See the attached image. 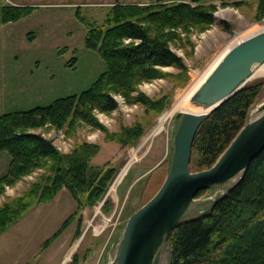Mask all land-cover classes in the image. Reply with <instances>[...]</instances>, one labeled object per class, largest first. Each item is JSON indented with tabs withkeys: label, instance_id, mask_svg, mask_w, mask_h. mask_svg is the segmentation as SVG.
Masks as SVG:
<instances>
[{
	"label": "rangeland",
	"instance_id": "374dc122",
	"mask_svg": "<svg viewBox=\"0 0 264 264\" xmlns=\"http://www.w3.org/2000/svg\"><path fill=\"white\" fill-rule=\"evenodd\" d=\"M38 1L48 5H36L26 17L0 23V114L43 106L54 98L78 93L103 70V61L96 51L83 46L85 30L74 17L75 8L55 5L68 0ZM168 1L145 3L144 0L135 4ZM186 1L190 5L196 4ZM199 4L212 6L210 24L202 30L191 28L186 32L177 28L179 38L168 42L169 49L180 58L183 70L174 66L160 67L164 76L136 85V90L148 98L166 95L167 101L161 111H145L142 104L128 103L120 94L111 95L116 106L109 113L91 110L106 132H114L118 127L133 122L139 123L142 132L132 143L120 145L106 139L99 127L82 122L70 133L47 125L34 129L62 153L77 143L96 144L98 150L91 157L90 165L106 163L114 168V172L101 196L92 205L75 213L56 235L64 219L75 211V202L66 188L61 187L48 202L28 209L0 233V264L111 263L127 217L152 196L168 168L172 135L177 124L174 118L176 111L162 122L158 133H153L159 117L185 88L191 86L194 72H202L226 42L235 35H242L243 39L264 29V16H254V0H204ZM101 9L83 5L79 13L88 21L100 23L104 16ZM258 80L263 84L252 108L264 100V74L249 77L246 82ZM191 105L196 108V104ZM254 116L248 114V120ZM7 158L6 151H0V175L5 171ZM38 172L41 171L35 169L13 185L5 186L0 202L18 194ZM238 178L239 173L224 183L205 189L194 197L181 219L205 212ZM45 241L48 243L42 248ZM167 263L168 250L164 242L157 249L152 264Z\"/></svg>",
	"mask_w": 264,
	"mask_h": 264
},
{
	"label": "trees",
	"instance_id": "16d2710c",
	"mask_svg": "<svg viewBox=\"0 0 264 264\" xmlns=\"http://www.w3.org/2000/svg\"><path fill=\"white\" fill-rule=\"evenodd\" d=\"M188 1L196 4L190 5L186 0L144 5L114 3L100 23L88 21L75 10L74 17L85 30L83 46L96 51L103 61V70L78 93L54 98L43 106L0 114V151L9 156L0 175V194L5 186L13 185L35 169L41 171L18 194L0 202V233L32 206L52 199L61 187L74 200L75 211L64 219L55 235L75 213L101 196L114 168L106 163L90 165L97 145L81 142L62 153L34 129L47 125L70 133L82 122L99 127L106 139L120 145L132 143L142 132L139 123L106 132L91 110H113L116 105L112 94H120L128 103L142 104L145 111L162 110L166 95L148 98L136 90V85L164 76L160 67L183 70L168 42L179 38L177 28L185 32L204 29L211 22L212 9L211 5L199 4L204 0ZM254 1V16L263 17L264 0ZM29 11L28 6L0 0V23L20 19ZM262 84L258 80L243 85L207 113L192 140L190 171L207 168L216 160L248 120ZM166 244L167 264H264V146L250 159L237 181L205 212L181 219L171 229Z\"/></svg>",
	"mask_w": 264,
	"mask_h": 264
},
{
	"label": "water",
	"instance_id": "95a60500",
	"mask_svg": "<svg viewBox=\"0 0 264 264\" xmlns=\"http://www.w3.org/2000/svg\"><path fill=\"white\" fill-rule=\"evenodd\" d=\"M264 62V29L230 46L191 92L188 102L202 112L177 111L167 171L156 191L126 219L110 264H152L157 249L181 220L200 190L231 179L245 168L264 146V100L252 108L255 114L237 131L225 149L207 168L190 171L193 137L207 113L239 90Z\"/></svg>",
	"mask_w": 264,
	"mask_h": 264
},
{
	"label": "bare ground",
	"instance_id": "6f19581e",
	"mask_svg": "<svg viewBox=\"0 0 264 264\" xmlns=\"http://www.w3.org/2000/svg\"><path fill=\"white\" fill-rule=\"evenodd\" d=\"M219 13L221 14V11H219ZM220 14H216L217 16H219ZM221 16V15H220ZM239 34V33H238ZM249 36V35H248ZM242 35H235L233 37L232 40H230L228 43L226 42L225 47L222 49L221 52H219V54L215 57H213L210 62L208 63L207 67L202 71V72H194V79L192 81L191 86L185 88L174 100V102L172 103V105L170 106V108H168V110L166 112H164L158 119V124L157 126H155V129H153L155 131V133H158L162 127V122L168 118L169 115H171L173 112H185V111H189V112H193V113H198V112H202L204 111L203 108L195 105L194 107H196L195 109H193L191 107V103L188 102V97L190 96L191 92L195 89V87L201 82V80L203 78H205V76L208 74V72L213 68V66L218 62V60L221 58V56L223 55V52L226 51L230 46L233 45V43L238 42L239 40H241ZM247 37V36H246ZM241 38V39H240ZM264 74V62L255 66L252 69V73L250 75V77H255V76H259V75H263ZM247 82V81H246ZM152 130V129H151ZM130 160V159H129ZM132 161V160H131ZM128 164V163H127ZM131 165V164H130ZM128 166V165H127ZM124 171V170H123ZM123 174V173H122ZM121 176V175H119ZM118 176V177H119ZM119 179V178H118ZM117 182V181H116ZM109 186V185H108ZM112 195V194H111ZM99 206V205H98ZM97 209V208H96ZM101 215V214H100ZM72 250V249H71ZM67 259V257H65ZM62 263V262H61Z\"/></svg>",
	"mask_w": 264,
	"mask_h": 264
},
{
	"label": "crops",
	"instance_id": "0c3cea01",
	"mask_svg": "<svg viewBox=\"0 0 264 264\" xmlns=\"http://www.w3.org/2000/svg\"><path fill=\"white\" fill-rule=\"evenodd\" d=\"M143 1L144 0H91V2H88V0H68V2H66V3H56L55 5H58V6H65V5L68 6L69 5V6L74 7L75 10H78V11H79L80 7L83 5H86V6L93 5V6H98L99 8H102L101 11L103 12V15H105L107 9L114 3H140ZM2 2L6 3V4L14 5V6H28V7H30V11L27 15H29L31 12H33V9L35 8L36 5H48V3H42V2L39 3L38 0H2ZM75 10H74V12H75ZM74 12H73V14H74ZM22 18H24V17H22ZM17 20H14V21H17ZM14 21H8V22H14ZM31 38H33V36ZM7 160H8V158H7ZM5 169H6V166H5Z\"/></svg>",
	"mask_w": 264,
	"mask_h": 264
},
{
	"label": "built area",
	"instance_id": "2783aa9c",
	"mask_svg": "<svg viewBox=\"0 0 264 264\" xmlns=\"http://www.w3.org/2000/svg\"><path fill=\"white\" fill-rule=\"evenodd\" d=\"M146 2L145 3H150L149 1H151V0H145ZM202 81V80H201ZM155 131L153 130V133H154ZM115 180H116V178H115ZM115 180H114V182H115Z\"/></svg>",
	"mask_w": 264,
	"mask_h": 264
}]
</instances>
